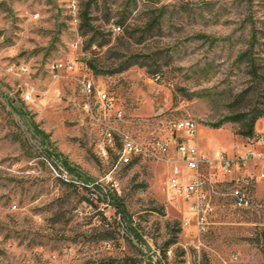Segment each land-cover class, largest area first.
<instances>
[{
  "label": "rangeland",
  "instance_id": "374dc122",
  "mask_svg": "<svg viewBox=\"0 0 264 264\" xmlns=\"http://www.w3.org/2000/svg\"><path fill=\"white\" fill-rule=\"evenodd\" d=\"M133 55L146 67L109 74ZM70 63L83 70L50 71ZM79 76L106 91L123 115L112 126L136 142L168 144L190 119L202 153L232 157L248 141L241 124H215L261 110L253 132L264 133V0H0V264H264V171L247 209L219 202L196 235L164 162L117 164Z\"/></svg>",
  "mask_w": 264,
  "mask_h": 264
},
{
  "label": "built area",
  "instance_id": "2783aa9c",
  "mask_svg": "<svg viewBox=\"0 0 264 264\" xmlns=\"http://www.w3.org/2000/svg\"><path fill=\"white\" fill-rule=\"evenodd\" d=\"M78 67L83 70V66L74 63L53 64L50 71L76 73L80 71ZM79 78L84 112L100 128L108 144L117 140L120 145L117 164H128L132 159L144 158L162 161L168 167L166 191L182 201L184 224L188 230H195L196 235L208 230L214 210L223 200L228 199L234 209L249 207L248 185L262 178L255 176L256 170L264 171V133H255L247 141L246 147L232 157L202 153L193 141L196 124L190 119L176 123L175 129L180 135L171 137L168 144L157 140L149 145L140 144L112 126L113 122H122L123 115L114 108L106 91L101 86H95L88 76ZM23 99L26 103L31 101L29 94L24 95ZM258 148L262 150L258 151Z\"/></svg>",
  "mask_w": 264,
  "mask_h": 264
},
{
  "label": "trees",
  "instance_id": "16d2710c",
  "mask_svg": "<svg viewBox=\"0 0 264 264\" xmlns=\"http://www.w3.org/2000/svg\"><path fill=\"white\" fill-rule=\"evenodd\" d=\"M155 19H157V18H154L151 21V23H150L151 26L155 22ZM91 41L93 42V40H91ZM92 42L90 44H92ZM104 45H105L104 43H101V44H98V47L101 48ZM144 59H145L144 57H141L138 55H136V56L133 55V56L127 57L124 59V61L121 62L122 64H119V66L116 70H114L113 72H109V74L121 73V72L127 70L128 68H130L132 66H138V67L144 68V67H146V62ZM86 65H87V68L95 76L105 74L104 72H101L100 68L94 64L93 60L87 61ZM262 114H263V112L261 110H251V111L247 112L246 114H242L240 116L227 117L224 120L215 124L213 126V128L218 129V128H220V126L223 123H240L241 129L237 132V134L240 135L241 137L249 140V139L254 137L253 127H254L256 121L262 117ZM103 191H104V189L103 190L99 189V192L101 193V197H102L103 201H106V199H109V196L106 193H103ZM113 203H114L113 206H114V209L116 210V212L120 213L121 216L124 217L125 216L124 206L121 203H119V201L116 198H114ZM258 230L259 231L255 234V243L259 247V251L261 253L262 259L264 260V227H261ZM173 243L174 242H172V244ZM124 264H137V262L133 258H127L125 260Z\"/></svg>",
  "mask_w": 264,
  "mask_h": 264
},
{
  "label": "crops",
  "instance_id": "0c3cea01",
  "mask_svg": "<svg viewBox=\"0 0 264 264\" xmlns=\"http://www.w3.org/2000/svg\"><path fill=\"white\" fill-rule=\"evenodd\" d=\"M211 155V154H210Z\"/></svg>",
  "mask_w": 264,
  "mask_h": 264
}]
</instances>
